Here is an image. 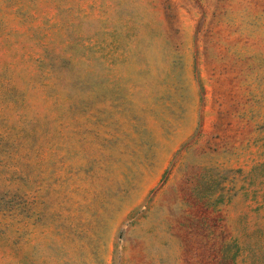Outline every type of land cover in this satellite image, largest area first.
<instances>
[{"label": "rangeland", "instance_id": "1", "mask_svg": "<svg viewBox=\"0 0 264 264\" xmlns=\"http://www.w3.org/2000/svg\"><path fill=\"white\" fill-rule=\"evenodd\" d=\"M0 264H264V0H0Z\"/></svg>", "mask_w": 264, "mask_h": 264}]
</instances>
